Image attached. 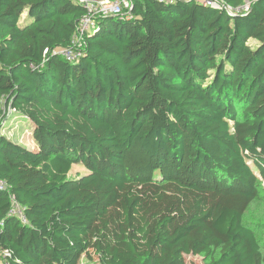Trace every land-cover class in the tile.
I'll return each mask as SVG.
<instances>
[{"label":"trees","instance_id":"obj_1","mask_svg":"<svg viewBox=\"0 0 264 264\" xmlns=\"http://www.w3.org/2000/svg\"><path fill=\"white\" fill-rule=\"evenodd\" d=\"M221 1L133 0L71 62L54 50L83 5L0 0V116L34 137L0 124V264H264L245 221L264 184V0Z\"/></svg>","mask_w":264,"mask_h":264},{"label":"built area","instance_id":"obj_2","mask_svg":"<svg viewBox=\"0 0 264 264\" xmlns=\"http://www.w3.org/2000/svg\"><path fill=\"white\" fill-rule=\"evenodd\" d=\"M79 4L83 5L86 9V14L78 25V30L75 33L71 45L54 50V54L67 59L68 61L75 62L83 55V49L86 46L87 34L93 32L98 23L97 19L103 16H119L128 18L131 15L133 7V0H77ZM165 4H174L178 1H191V0H157ZM199 3L212 7H226L228 11L232 12L230 6H226L221 0H196ZM249 2L243 7L236 8L237 12L248 11ZM14 212L19 213L22 220L26 221L20 207L15 208Z\"/></svg>","mask_w":264,"mask_h":264},{"label":"rangeland","instance_id":"obj_3","mask_svg":"<svg viewBox=\"0 0 264 264\" xmlns=\"http://www.w3.org/2000/svg\"><path fill=\"white\" fill-rule=\"evenodd\" d=\"M236 11V10H234ZM1 132L9 139L18 142L24 146L32 148L34 146V137L32 135L31 128L29 129L26 122L22 121L20 115H16L12 110L6 112L5 117L0 116ZM85 172L84 167L73 166L71 175L76 173ZM245 221L255 228L258 232L261 229L264 230V184L260 189L258 199L251 204L248 209V217ZM264 251V239L261 238ZM91 255H85L83 258V264H99L97 259V253L95 251L90 252ZM186 264H203V258L200 255H186Z\"/></svg>","mask_w":264,"mask_h":264}]
</instances>
